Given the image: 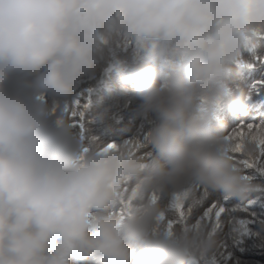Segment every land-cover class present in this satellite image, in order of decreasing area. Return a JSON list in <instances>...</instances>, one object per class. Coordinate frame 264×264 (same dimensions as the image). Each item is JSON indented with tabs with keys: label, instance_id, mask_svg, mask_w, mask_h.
Masks as SVG:
<instances>
[{
	"label": "clouds",
	"instance_id": "obj_1",
	"mask_svg": "<svg viewBox=\"0 0 264 264\" xmlns=\"http://www.w3.org/2000/svg\"><path fill=\"white\" fill-rule=\"evenodd\" d=\"M257 33L264 0H0V264H211L216 232L168 222L177 194L258 190L220 119L247 110L234 80ZM127 44L143 136L82 144L73 102ZM260 148L246 137L242 158Z\"/></svg>",
	"mask_w": 264,
	"mask_h": 264
},
{
	"label": "trees",
	"instance_id": "obj_2",
	"mask_svg": "<svg viewBox=\"0 0 264 264\" xmlns=\"http://www.w3.org/2000/svg\"><path fill=\"white\" fill-rule=\"evenodd\" d=\"M142 56L143 53L137 55L134 44L122 45L102 64L93 78L83 82L80 92L87 108L83 109L82 118L72 115L69 118L75 139L87 145L93 138L104 142L142 138L143 133L139 131L142 121L136 115L141 99L134 82L127 79L128 72ZM234 86L238 93L243 91L250 98L246 112L227 107L220 113L226 134L241 122L264 126V40L252 51L244 53V63L236 72ZM51 146L54 149L64 148L68 142L53 136ZM246 174L258 186L251 203L241 204L236 199L225 201L217 193L190 217L196 220L213 200L224 203L229 209H243L234 215L248 222V231L243 234L233 232L226 219L224 226L216 231L220 248L211 259V264H264V174L255 169H246ZM138 259L134 256L132 264H137ZM199 264L207 262L200 261Z\"/></svg>",
	"mask_w": 264,
	"mask_h": 264
},
{
	"label": "snow or ice",
	"instance_id": "obj_3",
	"mask_svg": "<svg viewBox=\"0 0 264 264\" xmlns=\"http://www.w3.org/2000/svg\"><path fill=\"white\" fill-rule=\"evenodd\" d=\"M257 35L264 39V33H257ZM251 67L252 65H247ZM89 92L91 90H88ZM87 108V103L84 102L83 94H80L77 99L73 102L71 115L73 117H83V109ZM260 125L245 124L241 122L232 132L228 133L226 139L234 141L231 146V151L237 158V162L244 169H255L256 171L264 174V138H260L258 135H251V133L260 128ZM248 137L252 140L257 141L260 145V152L255 158H242L243 142ZM116 147L114 144L106 146L105 150H110ZM208 199L206 190L200 194L197 201L191 205L185 207V197L177 194L175 197L174 208L176 209V220L168 222V228H171L177 223H183L187 218L191 217L197 212L204 202ZM227 201L228 198L224 197ZM251 203V201H249ZM127 207V205H125ZM243 210L242 208L229 209L224 203L213 200L209 206L204 208L201 214H199L195 220L196 227L199 228L201 224H207L212 231L216 232L218 229L224 226L225 220L227 219L228 224L231 226V230L235 233H246L248 231V222L244 219L237 218L234 213Z\"/></svg>",
	"mask_w": 264,
	"mask_h": 264
}]
</instances>
